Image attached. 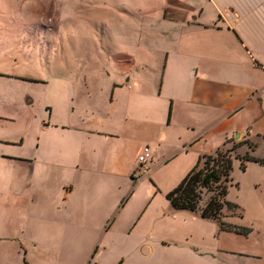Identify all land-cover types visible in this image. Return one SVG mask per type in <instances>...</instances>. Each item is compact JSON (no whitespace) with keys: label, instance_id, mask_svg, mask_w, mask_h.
I'll return each mask as SVG.
<instances>
[{"label":"crops","instance_id":"0c3cea01","mask_svg":"<svg viewBox=\"0 0 264 264\" xmlns=\"http://www.w3.org/2000/svg\"><path fill=\"white\" fill-rule=\"evenodd\" d=\"M3 46L0 189H17L20 170H31L26 186L41 200L39 228L70 257L84 247L94 264L212 258L219 222L172 207L166 194L235 133L264 135V0H121L111 54L117 74L106 96L91 98L88 89L102 88L84 76L24 73L25 62L1 60ZM34 48L36 56L42 41ZM24 80L80 91L68 96L70 112L53 120L51 108L30 106L37 96L24 94ZM144 145L146 172L137 163ZM242 217L224 219L248 226Z\"/></svg>","mask_w":264,"mask_h":264},{"label":"rangeland","instance_id":"374dc122","mask_svg":"<svg viewBox=\"0 0 264 264\" xmlns=\"http://www.w3.org/2000/svg\"><path fill=\"white\" fill-rule=\"evenodd\" d=\"M120 11L121 0H0V12H3L0 33H9L4 39L0 36V45L7 44L3 46L1 60L10 64L11 61L25 62L19 70L27 74L34 72L47 80L84 76L97 81L102 88L88 89L91 98L106 96L117 74L111 54L119 43ZM37 32L43 34L42 39L36 37ZM39 40L43 49L37 48L35 56L34 45ZM59 82L62 83L56 86V92L55 87L48 84L36 85L27 80L20 88L24 94H36L35 102L30 104L35 111L43 113L51 108L53 120H57L63 113L66 116L70 112L68 96L72 90L80 91L65 81ZM238 141L242 143L235 147L233 155L249 152L264 157V139L260 136L233 138L223 147L230 148ZM248 142L256 144L254 150L248 147ZM248 162L244 170L240 168V160L233 159L232 184L226 197L238 207L223 206L222 213L224 217L241 214L250 233L220 230V224L213 225V239L218 238L221 246L212 254L215 264L218 261L222 264H264V168L258 166L260 162ZM31 173L29 169L20 170L22 176L16 182L17 189L14 187L9 192L0 189V264H24L23 258L29 264H94L95 259L87 248L76 249L71 258L67 248L51 240L53 232L39 228L37 217L41 200L26 186ZM213 193L205 190L199 206L203 207ZM212 258L208 254L195 260L191 257L190 264L200 261L211 264Z\"/></svg>","mask_w":264,"mask_h":264},{"label":"trees","instance_id":"16d2710c","mask_svg":"<svg viewBox=\"0 0 264 264\" xmlns=\"http://www.w3.org/2000/svg\"><path fill=\"white\" fill-rule=\"evenodd\" d=\"M264 139V135L261 137ZM228 141H233L229 139ZM242 141L233 143L231 147H218L214 153L200 155L194 166L186 173L177 186L172 188L166 198L170 201V205L180 210L199 211L202 217H210L219 222L221 228L227 230L240 231L248 234L250 228L237 224H228L223 219V206L227 208L238 207L235 202L229 201L227 196L228 188L232 184L231 172L233 169V159L240 160V168L246 169V162L257 161L264 164V157H256L249 154L233 155L232 151L241 144ZM248 147L254 150L256 144L248 142ZM211 190V194L203 207L199 206L203 192ZM23 263L28 264L23 258Z\"/></svg>","mask_w":264,"mask_h":264},{"label":"built area","instance_id":"2783aa9c","mask_svg":"<svg viewBox=\"0 0 264 264\" xmlns=\"http://www.w3.org/2000/svg\"><path fill=\"white\" fill-rule=\"evenodd\" d=\"M150 148L148 145H144L140 154L137 155V163L139 170L146 172L150 169Z\"/></svg>","mask_w":264,"mask_h":264},{"label":"water","instance_id":"95a60500","mask_svg":"<svg viewBox=\"0 0 264 264\" xmlns=\"http://www.w3.org/2000/svg\"><path fill=\"white\" fill-rule=\"evenodd\" d=\"M240 137H241V134H240V133H235L234 138H235L236 140H238Z\"/></svg>","mask_w":264,"mask_h":264}]
</instances>
